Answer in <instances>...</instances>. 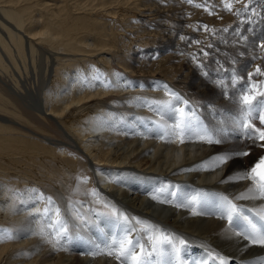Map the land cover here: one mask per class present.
Returning <instances> with one entry per match:
<instances>
[{"label":"bare ground","instance_id":"obj_1","mask_svg":"<svg viewBox=\"0 0 264 264\" xmlns=\"http://www.w3.org/2000/svg\"><path fill=\"white\" fill-rule=\"evenodd\" d=\"M72 1L71 6H67V3L58 6L59 9L56 12L44 4H38L39 0H0V85L4 86L10 96H17L23 106L36 107L29 109L42 118L51 120L70 142L60 141L55 144L51 142L52 139L47 140L42 135L36 134L40 138L26 136L18 129L19 127L15 128L12 124H6V122H12V118L8 121L0 117V220L8 218L15 224V226L0 227V230H3L0 235L12 236V238L0 239V264H118L112 257L102 253L92 254L97 248H103L102 241L106 234L116 230L114 223L109 222L104 216L97 215V213L111 211V207L107 212L98 210L90 204L89 198L62 206L57 200L62 201L58 193V198H53L54 205H47L44 199L32 198L31 190H36V196L42 193L41 186L36 182L37 177L51 179L63 187L62 181L66 178L62 177L60 181L55 180L53 176L58 171L47 160H39L38 157V155L46 154L52 155L50 157L52 160L59 159L61 164L57 161L53 162L57 164L61 173L66 174L64 168L66 153L63 150L60 151L63 147L59 145L76 148V151L85 156L87 166L90 167L98 188L96 192L100 200L109 202L130 217H136L158 226L161 230L185 238L189 243L187 253H182L186 264H192L193 261L201 264L202 260L208 259L206 255L208 251L232 257L243 264H261L264 261V248L253 246L241 251L246 242L232 235V232L236 230L235 226H230L226 219H220L218 211L214 215L192 216L188 208L174 206L175 203L186 202L197 193H204L209 198L224 195L231 199L244 192L249 185L248 181L220 183V180L233 175L235 167L239 172L251 169L257 164L259 158L264 156V150L258 146L260 142L257 141L253 145L252 141L246 139L238 130V134L228 131L229 139L220 145L209 146L195 142L180 144L175 140L165 143L157 137H149L152 135L149 131L153 127L152 122L158 121L157 114H152L143 120V129H145L142 130L143 136L134 138L130 135L132 130L128 122H124L121 115L120 119L119 113L115 112L114 102L113 105L108 104V109L104 108L101 113L108 115L104 116L101 125L99 123L95 125L99 118L96 115L90 118L88 116L85 125L77 123L79 118L77 114L83 110L80 103L96 97L99 91H88L82 94V89L75 88L77 83L72 85L68 82V79L80 80L79 71L75 75H69V78L66 71L76 67L80 58L97 59L105 66V69H108L112 57L105 56V51L109 50L105 29L95 27L98 23L86 16L75 17L72 14L73 11L80 12L78 10H81L85 4L81 3L83 0ZM86 1L96 2L98 6L106 2V0ZM36 17L43 21L37 24ZM2 52L5 59L2 57ZM101 53H104L103 56ZM38 54L44 58L40 64L43 66L41 73L39 64H36ZM28 60L30 64L27 63ZM40 76L46 82L43 93H39L37 87ZM114 80L120 83L117 89L124 103H127L126 100L131 94L144 95L145 98L151 94L158 99L164 97L163 85H167L173 92L188 100L185 94L166 81L158 80L160 86L154 81L151 90L142 87L127 75H118ZM102 87L103 85L99 87L100 90H105ZM72 89H78L76 94L72 93ZM6 95L0 92V101L3 105L8 104L9 101V96ZM151 100L149 98L148 101ZM167 100L163 98L160 101ZM10 103L15 109L16 106ZM133 104L134 102L131 105ZM3 105L0 104V107ZM0 109L14 119L20 120L22 117L15 110ZM194 109L200 120L206 123L205 125H217L219 118L222 120L227 116H235V114L226 116L206 114L200 117L198 110ZM112 111L115 113L113 114ZM132 112L135 116H148L144 107L140 108L138 102H135ZM8 115L1 116L7 118ZM66 118L73 119L75 123L73 125L67 123ZM66 125L74 126V132H69ZM123 125H126V130L122 129ZM56 146L59 147L57 150H55ZM227 151H248L250 155L236 157L215 170L198 167L205 165L211 157ZM21 163L26 166H30V163L32 167L40 169V176L38 172L37 175L31 176L34 172L28 170L31 175L21 176V173L25 171L19 168ZM17 167L18 170H11ZM19 177L23 179L19 180ZM91 184V180L88 179L86 185ZM164 186H169V191H178L184 200H176L174 204H160L152 200L151 196ZM90 198L92 200L95 197ZM161 198L170 199L171 197L164 193ZM234 203L242 209H252L253 212L264 206V200L261 199H240L234 200ZM46 206L53 209L59 207L68 221L69 236L61 239L59 243H55L56 237L48 226L49 218L43 214ZM73 207L89 222L81 224L76 219ZM52 219H55L54 215ZM41 228L44 230L43 235L40 234ZM209 264H212L211 260Z\"/></svg>","mask_w":264,"mask_h":264},{"label":"rangeland","instance_id":"obj_2","mask_svg":"<svg viewBox=\"0 0 264 264\" xmlns=\"http://www.w3.org/2000/svg\"><path fill=\"white\" fill-rule=\"evenodd\" d=\"M72 2V0H39L38 4H44L47 8L57 12L59 9L58 6L66 3L68 4L67 6H71L73 4ZM225 2L232 3L233 10L231 12L224 10L223 4ZM81 3L85 4L82 6L81 10H78L82 13L81 15H78L80 12H75V10L72 13L69 8L70 13L75 17L86 16L95 23H98V26L96 25L95 27H99L98 29H105L109 45V50L105 51V56H111L112 58L108 69H105V66L102 63H99L97 59L90 60L89 58H80L76 63V67H71L66 71L68 74L67 78H69V75H75V73H78L79 71L80 80L75 81L74 79H68V82L72 83V85L77 83L78 85L75 88L82 89V94L87 93L88 91H99V93L96 94V97L94 96L90 99L84 100V105L82 102L80 103L82 104L81 106L83 110L77 114L79 117H77L78 119L75 117L77 123L80 122L85 125L88 116L90 118L96 115L99 118H96L95 125H101L104 116L107 115L105 113H103V115L101 114L104 111V108L108 109V104L113 105L115 103L116 107L113 106L115 112L117 111L116 113H119V118L120 115L122 116L124 122H128L129 127L132 130L130 135L134 136V138L143 136L144 131L142 130H145L143 129V120H146L148 117L152 116V114L156 115V112L151 110L148 106V102H152V100L160 101L163 98L169 99L170 97L166 95L165 91H162L164 97H159L160 100L151 94L148 98L146 97L148 100L149 98L150 100L152 99L151 101H148L144 95L137 96L136 94H131V97L129 96L126 100L127 103H124L125 101H123V97L119 95L117 89V86L120 83L114 80L118 75H127L141 84L142 87L151 90L154 81L156 85L159 83L158 80L166 81L185 94L191 102L192 107L198 110V115L204 117L206 114H217L221 116H226L228 114L236 115L233 102L224 96L220 88L214 83V81L222 78L224 75L223 70H221L220 74H217L216 69L219 67L217 61L223 65L224 69L238 70L244 78H247L248 73L254 72L257 67H260L261 70L264 71V50H261L259 47L261 43H264V22L258 17H253L254 22L241 23L242 19L247 20V16L243 14L242 9L243 5L248 3V0H192L191 4L187 3L186 0H106L104 5H99L100 7L96 5V2L91 3L90 1L83 0ZM197 5L200 6L197 7ZM253 6L256 7L258 11L264 9V5L254 4ZM237 10H241V15H236ZM247 15H251V12ZM262 15H264V12H262ZM36 19L37 24L43 21L38 17H36ZM204 25H207L210 29L216 30L226 27L229 28L228 33L220 34L228 40V43H222L212 37L209 33L205 32ZM237 28L249 37L247 44H235L233 42L235 39H238L233 36V33ZM249 28H253L255 31H246ZM181 36L187 37V39L181 40ZM193 41H200L201 43L198 45ZM209 42L214 44L213 48L206 49L211 52V55L207 58L201 57L199 64L204 66H198V62L193 59V54H196L200 47L206 46ZM240 53H244V55L241 56ZM101 54L103 56L104 53ZM38 55V59L36 60L38 62H36V64H39V70L41 73L43 72V66L40 64H42L44 58L40 54ZM2 57L4 59L6 58L3 52ZM123 58L125 60H123ZM233 59L236 60L235 63L232 62ZM41 60L43 61L41 62ZM27 63L30 64V60H28ZM123 66H125V68ZM205 72L209 75L206 76ZM41 76L37 82L39 93H43L46 89V82H44ZM40 80L41 82L39 83ZM260 81H264V76H254L250 83L259 84ZM102 85V88H105V90H100L101 88L99 87ZM158 86H160V84H158ZM260 87L261 90H264V85H261ZM78 89H72L71 91L76 94ZM5 91L6 89H4V86L2 87L0 85V92L9 96L8 104L3 105L2 101H0V104L3 105L0 108H8L7 110L9 111L15 110L22 115L20 120L16 118L15 120L13 116L8 115V113L3 112L2 109H0V117L2 120L6 119L9 121L12 118L11 121L13 123L9 121L6 122V124H12L15 128L19 127L18 129H20L22 133H25L26 136H37L36 134L42 135L47 140L52 139L51 142L53 141L55 144L60 141H68L51 120L42 118L36 112L30 110L35 109L36 107L32 106L29 107V109L23 106L21 102H19L21 100L19 98L17 99V96H10L8 91ZM141 91L144 92V90ZM101 94L102 96H100ZM98 95L99 97H97ZM10 102L16 106L15 109ZM132 102H134L133 105H131ZM135 102H138L140 108L144 107L145 113L148 114V116H135L133 114L132 109L135 108ZM116 104H118V106ZM113 112L114 111H112V113ZM1 115H8V117L4 118ZM157 117L159 120L160 117ZM66 121L72 125L75 123L73 119L67 120L66 118ZM218 121L220 122L221 119L219 118ZM254 123H256L257 126L259 125L258 121H254ZM72 125H66L69 132H74V126ZM148 125H151V123H148ZM234 127L235 125H231L227 130L232 131L234 134H238V130L233 131ZM122 129L126 130V125H123ZM151 136L153 135H150L149 137ZM37 137L40 138L39 136ZM67 143L70 142L68 141ZM59 147H63L60 151L63 150L64 153H66L64 157L66 174L61 173L58 170L59 167L57 164L53 162L57 161L61 164L59 159L52 160V158H50L52 155L46 154L44 156L38 155V157L39 160H47L49 164L58 171V173L53 176L55 180L60 181L62 177L66 178L62 181L63 187H60L58 185L60 183L58 182L41 177L40 169H37L35 166L34 169L30 163V166H26L22 163L20 164L19 168L25 170L23 174L21 173V176L31 175L28 171L34 172L31 176H33V174L37 175L38 172L40 177H37L36 182L41 186L40 191H42L45 197L51 196L56 198L58 195V197L61 195L60 198H62V201L57 199L58 197L56 199L62 206L68 205L76 200L89 198L91 202L90 204L94 208L105 212L110 210V207L104 206L103 202L106 201H103V199H101L102 202L99 203V205H97L98 203L96 204V199H100L99 196L98 198H93V201L90 198L92 196L90 194L91 191H97L98 188L95 184L92 171L90 167L87 166L85 156H82L76 151V148H69L65 145H59ZM59 147L56 146L55 150ZM56 154L58 155L57 152ZM11 170H18V167ZM237 172L238 168L235 167L233 173L235 174ZM56 175L58 177H56ZM85 177L87 178V181L88 179L91 180L92 184L90 186L86 185L87 181L85 183L81 182L82 178ZM18 179L21 180L23 178L19 177ZM56 188H59L58 191ZM52 191L54 192L53 194L51 193ZM13 223L14 222L9 221L8 218H4L3 220H0V227L6 225L15 226Z\"/></svg>","mask_w":264,"mask_h":264},{"label":"snow or ice","instance_id":"obj_3","mask_svg":"<svg viewBox=\"0 0 264 264\" xmlns=\"http://www.w3.org/2000/svg\"><path fill=\"white\" fill-rule=\"evenodd\" d=\"M186 2L191 4L192 0H186ZM254 4L264 5V0H248V3L243 5L242 12L247 16V20L242 19V24L254 22L253 17H258L264 22V15H262L264 9L258 11L253 6ZM199 6L197 5V7ZM223 8L231 12L233 10L232 3L225 2ZM249 12L251 15H247ZM236 15H241V10H237ZM203 27L205 32L215 39L225 44L228 43V40L220 34L228 33L229 28L216 30L210 29L207 25ZM246 31L253 32L255 29L249 28ZM233 36L238 38L233 41L235 44H247L249 41V37L242 33L239 28L234 31ZM180 39L186 40L187 37L181 36ZM193 42L198 45L201 43L200 41ZM213 47L214 44L209 42L206 46L200 47L196 54H193V59L198 62V66H204L199 64V60L201 57H209L211 52L206 49ZM259 47L264 50V43H261ZM240 55L243 56L244 53H240ZM232 62L235 63L236 60L233 59ZM217 64L219 65L216 69L217 74L223 70L224 75L214 83L221 89L222 94L233 102L236 115L222 119L217 125H205L196 115V110L188 100L173 92L167 85H163L166 95L170 98L167 101H152L148 104L150 109L154 110L160 117L158 121L152 122L153 127L149 129L150 133L165 143L175 140L180 144L195 142L211 146L225 143L230 135L227 128L235 125L233 131L239 130L246 139L252 141L253 145L259 141L258 146L264 150V90H261L260 87L264 85V81H260L259 84L250 83L254 76H264V71L257 67L254 72L248 73L247 78H244L238 70L224 69L219 61ZM205 75L209 74L205 72ZM254 121H258L260 126L258 127ZM249 155L250 152L248 151H227L211 157L205 165L198 167L215 170L236 157ZM86 181V177L81 180L82 183ZM239 181H248L249 185L244 192L231 199L224 195L209 198L204 193H197L187 199L186 202L174 204L176 200L183 201L184 198L178 191H169V186L158 189L156 194L151 196V199L160 204H174L177 208H188L192 216L214 215L218 211L220 219H226L230 226H235L236 230L232 232V235L238 240L246 242L241 251L253 246L264 248V206L253 212L252 209H242L234 203V200L240 199L264 200V156H261L258 163L251 169L239 171L226 179H221L220 183ZM164 193L171 198L162 199L161 195ZM31 194L35 200L44 199L47 205L55 204L51 196L45 197L43 193L36 196L35 189L31 190ZM90 194L94 197L99 195L96 190H92ZM101 202L100 199L96 200V203ZM103 203L105 207H111V211L97 213V215L104 216L109 222L114 223L116 230L106 234L102 241L103 248H97L96 252L92 253L93 255L102 253L112 257L118 264H186L182 253H187L189 243L185 238L168 233L158 226L141 221L136 217H130L116 209L114 205H110L109 202ZM73 211L81 224L89 222L74 207ZM43 214L49 218L48 226L53 230L52 234L56 237L55 243H59L61 239L69 236L68 221L64 218L59 207L53 209L46 206ZM53 215L55 219H52ZM40 234H44L43 228H41ZM3 238H12V236L0 235V239ZM206 255L208 259L202 260L201 264H209V260L212 264H217V261L218 264H230L233 259L212 251L206 252ZM192 264H196V262L193 261ZM261 264H264V261Z\"/></svg>","mask_w":264,"mask_h":264}]
</instances>
